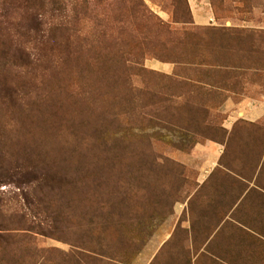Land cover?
<instances>
[{"label":"rangeland","instance_id":"rangeland-1","mask_svg":"<svg viewBox=\"0 0 264 264\" xmlns=\"http://www.w3.org/2000/svg\"><path fill=\"white\" fill-rule=\"evenodd\" d=\"M262 154L264 0H0V264H202Z\"/></svg>","mask_w":264,"mask_h":264},{"label":"crops","instance_id":"crops-1","mask_svg":"<svg viewBox=\"0 0 264 264\" xmlns=\"http://www.w3.org/2000/svg\"><path fill=\"white\" fill-rule=\"evenodd\" d=\"M235 170L237 179L250 183L251 190L238 191L235 208L244 206L236 214H232L236 209L229 212L225 208L218 218L206 223L212 228L208 237L204 235L205 241L218 237V245L223 249L204 250L207 254L202 264H264V194L260 193H264V154L244 157L243 162H236ZM254 177L261 181H255ZM255 193L261 198H255ZM212 214L216 216L215 212Z\"/></svg>","mask_w":264,"mask_h":264}]
</instances>
